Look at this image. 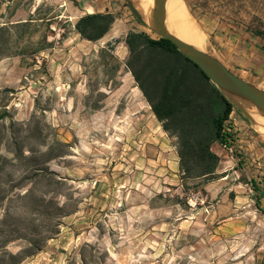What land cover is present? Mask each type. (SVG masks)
I'll list each match as a JSON object with an SVG mask.
<instances>
[{
	"label": "rangeland",
	"instance_id": "374dc122",
	"mask_svg": "<svg viewBox=\"0 0 264 264\" xmlns=\"http://www.w3.org/2000/svg\"><path fill=\"white\" fill-rule=\"evenodd\" d=\"M183 1L203 51L248 81L259 77L264 90V50L225 49L224 36L207 32V23L215 20L202 19L218 11L216 0ZM87 3L115 16L96 41L81 38L72 27ZM218 5L222 13L223 3ZM45 13L56 15L49 26L39 19ZM26 20L20 34L15 23ZM250 21L245 25L264 38V25ZM0 25V138L8 137L10 120L28 122L35 114L32 134L14 124L15 137L64 153L48 162L52 173L37 187L55 195L63 209L16 213L20 225L32 223L40 247L18 264H259L264 133L235 106L225 123L235 140L218 155L220 177L181 185L175 138L159 127L125 68V34L144 30L156 37L127 0H0ZM242 60L248 64L239 65ZM8 172L11 178L20 174ZM26 175V182L33 179ZM48 232L52 237L44 241ZM26 245L25 239L0 241V264H12L7 253Z\"/></svg>",
	"mask_w": 264,
	"mask_h": 264
},
{
	"label": "trees",
	"instance_id": "16d2710c",
	"mask_svg": "<svg viewBox=\"0 0 264 264\" xmlns=\"http://www.w3.org/2000/svg\"><path fill=\"white\" fill-rule=\"evenodd\" d=\"M47 15L45 13L39 19L49 26L56 15ZM114 19L115 16L107 11L85 13L72 23V27L81 38L96 41L107 33ZM27 23V20L15 23L20 34L24 33ZM2 27L0 25V30ZM123 41L128 51L124 62L126 70L132 75L154 116L161 122L163 131L175 138L181 185L187 181L219 178L216 170L220 157L212 150V145L217 143L223 148L233 145L234 136L225 127L235 108L233 102L170 40L152 37L144 30H129ZM110 45L108 42L107 46ZM3 113L6 112L1 115ZM34 118L35 114L28 122L10 120L6 128L8 137L5 140L0 138V241L7 245L16 239L27 240L25 247L7 253L8 263L12 264H18L40 249L36 245L38 234L31 228L32 223L20 225L21 219L16 213L35 215L40 209H49L50 206L57 211L63 209L55 195L37 187L52 173L48 162L64 153L54 154L52 144H46L41 149V143L28 142L25 137L16 138L12 129L14 124L20 125L30 135L36 128L32 125ZM55 143L63 144L60 141ZM17 169L20 174L11 178L8 171ZM27 173L33 176L29 182L25 179ZM246 182L253 189H258L253 178ZM6 202L9 205L5 206ZM12 204H18L13 211ZM49 235V232L43 234L42 239L46 241L52 237Z\"/></svg>",
	"mask_w": 264,
	"mask_h": 264
},
{
	"label": "crops",
	"instance_id": "0c3cea01",
	"mask_svg": "<svg viewBox=\"0 0 264 264\" xmlns=\"http://www.w3.org/2000/svg\"><path fill=\"white\" fill-rule=\"evenodd\" d=\"M213 3L215 4L214 10L218 9V11L216 10V13L214 14L205 13L202 16V19L215 20L213 22L207 23L208 24L207 32L209 34H214L215 36H224L222 43L225 49L245 50L247 52L249 51L256 52V51L264 50V38L261 37V34H262L261 31H259V35H258V33L252 30L251 27L245 25V23L249 22V20H252L250 21V23L252 24L253 19L259 20V28H261V26L264 25V0H216ZM220 3H223L222 13L219 12L221 7L218 4ZM84 11H85L83 12L84 14L91 13V12H103L102 10H95L88 3L84 6ZM106 11L110 12L109 9L105 10L104 12ZM217 12H219V14H217ZM221 18L223 20H221ZM239 35H242V36L246 35L247 38H245V40L243 41L241 40L238 42L236 41V39L233 38V36H239ZM257 58L259 57H256V59ZM242 61L243 62L238 63V64L245 66L248 64L249 60H242ZM255 65L259 66V62L257 63L256 61ZM256 79H257L256 82L254 83L252 82V83L259 87V77H257ZM149 109H150V106H149ZM150 112L152 116L157 120V118L152 113L151 109H150ZM233 112L234 110L230 113V116H229L230 118L232 117ZM227 121H230V119ZM157 122L159 124V127L162 129L161 122L159 120H157ZM212 150L216 154L220 155L219 153L221 150H223V147L217 143H214L212 145ZM254 153H255L256 159L259 161V146L255 148ZM259 264H264V253L259 256Z\"/></svg>",
	"mask_w": 264,
	"mask_h": 264
},
{
	"label": "water",
	"instance_id": "95a60500",
	"mask_svg": "<svg viewBox=\"0 0 264 264\" xmlns=\"http://www.w3.org/2000/svg\"><path fill=\"white\" fill-rule=\"evenodd\" d=\"M127 2L136 19L144 23L139 12L132 6L131 1L127 0ZM152 5L153 17L148 26L156 36L170 40L176 46L177 50L195 63L238 109L246 113L245 110L234 101L233 97L245 98L251 101L260 112L264 113V90H261L257 85L229 70L216 57L169 33L165 26L164 0H153Z\"/></svg>",
	"mask_w": 264,
	"mask_h": 264
},
{
	"label": "bare ground",
	"instance_id": "6f19581e",
	"mask_svg": "<svg viewBox=\"0 0 264 264\" xmlns=\"http://www.w3.org/2000/svg\"><path fill=\"white\" fill-rule=\"evenodd\" d=\"M132 6L139 12L144 23L149 24L153 17V0H130ZM165 26L169 33L181 40L203 50L201 37L195 30L191 14L183 0H164ZM245 112L250 116L254 126L264 133V113L245 98L233 97Z\"/></svg>",
	"mask_w": 264,
	"mask_h": 264
}]
</instances>
